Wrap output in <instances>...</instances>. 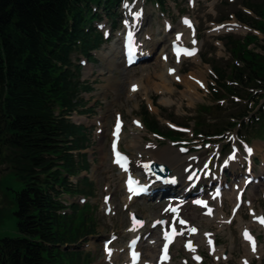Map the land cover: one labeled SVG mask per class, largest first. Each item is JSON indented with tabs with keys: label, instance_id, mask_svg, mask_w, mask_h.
Returning a JSON list of instances; mask_svg holds the SVG:
<instances>
[{
	"label": "rangeland",
	"instance_id": "obj_1",
	"mask_svg": "<svg viewBox=\"0 0 264 264\" xmlns=\"http://www.w3.org/2000/svg\"><path fill=\"white\" fill-rule=\"evenodd\" d=\"M247 4L264 11V0H169L164 6L157 0H124L116 11L118 16L116 23L105 15L103 20L96 23L106 33L107 40L94 52L95 61L85 59L82 55L74 58V61L82 67L81 80L87 82L92 89L83 91L80 95L85 102L81 109L86 112L74 113L71 116L75 123L86 127L90 138L87 149L75 152L79 160L81 157L78 153H87L90 169L83 171L73 180L89 177L92 183V195L63 197L68 203H77L81 207L79 217H86L95 227V233L80 246L84 257L91 261L90 264H111L108 261L109 254L103 249V242L110 236H116V242L114 241L112 245L117 243L128 249V242L133 238L130 232L131 212H136L143 218L166 213L171 204L170 198L175 195L180 196L184 193L183 190L188 189L190 181L186 176L188 174L186 167L189 165L197 168L198 171L196 177L198 183L195 185V191L191 192L198 193V196L207 202L189 201L182 208L180 215L188 221L191 229L184 236H178L179 239L174 242L173 259L169 264H243L241 260L246 252L239 229L240 219L251 221L252 207L262 213L264 218V134L262 137H253V132H249L241 139V134L237 130L230 132L226 138L205 137L196 130L195 122L198 116L199 120L210 119L211 115L204 110L199 115V107L202 105H215L220 102L221 114L228 119L230 118L228 114L236 110L234 104H230L226 99L214 101L219 94H215L218 85V81H215V69L221 67L226 72L230 67L231 53L226 45L228 36L244 38L248 34H254L259 41L264 37L260 31L238 19V12L254 15ZM131 8L132 10L129 11ZM134 11L142 14L138 25L141 30L138 34L139 38L148 32L149 23L153 24L157 21L154 27L159 29V35H155V38L149 41L147 50L144 49L140 53L141 56L148 55L149 59L131 68L123 65V58L120 59L119 64L110 65L111 57L106 54L110 53L113 45H117L122 50L123 25L127 15L130 17ZM184 16L189 17L195 26L201 62L197 63L191 55L186 56L180 60V74L187 75L194 70L205 72L202 84L193 98L183 93L184 85L173 81L171 73L164 74V79H167L171 88H174L173 94L161 92L162 88L159 84L163 83V79L152 76L148 82L143 75L149 70L154 71L160 60L163 61V57L156 56L155 51L157 49L161 51L164 45L169 44L156 40L164 34V22L169 21L174 26L171 30L172 35L183 26L181 19ZM231 22L242 24L243 28H238L236 31L219 29L221 24ZM186 43L189 49H193L191 42ZM255 43L256 41L250 42L248 47L257 48ZM176 60V56H171L169 63L175 65ZM159 70V74H162V70ZM140 79L142 82H139ZM134 82L137 84L135 88L132 87ZM169 98L170 102L164 101ZM252 104L253 101L250 106ZM143 105H147L150 115L159 122L161 135L148 129L141 114ZM258 108L259 106L254 112ZM116 125L122 126L121 130L124 134L120 140V149L130 155L133 173L141 172L144 166H149L152 162L165 163L157 161L154 156L161 151L165 156L172 157L174 162L186 157L187 159H182L174 166L165 163L172 167V178L181 177L179 178L183 182L181 188L172 189L174 192H168L163 198L133 199L128 206L125 205L124 179L113 162V152L110 149L114 129H117ZM167 130L177 133L167 134ZM134 137L139 140L137 146L132 144ZM234 145L237 151L233 149ZM181 146H184L187 152H181L179 150ZM5 168L6 165L0 166V238L19 234L15 215L17 209L15 193L23 188V182L15 175L14 170ZM223 171L229 182L227 185L229 188H224V194L232 191L233 184L241 186L247 174L256 176L255 181L245 188L244 203L235 214L231 212L234 204L230 198L231 194L222 197L223 213L230 219L225 228L220 227L213 218L214 214L220 212L221 204L215 200L217 198L211 199L217 182L216 175H220ZM202 184L204 185L201 186ZM251 193L254 194V198L250 203ZM106 205L112 207V213L106 212ZM251 229L258 244L264 246V228L252 225ZM149 231L148 229L149 238L146 237L143 244L142 261L154 264L153 260L150 261L151 249L147 245V240L156 236V232ZM206 233L216 238L218 246L224 247L219 260L203 243ZM163 238L164 234H161L154 256L160 251ZM195 254H198L200 261L196 259L197 256L194 257ZM125 261V258H120L116 264H124ZM248 264H264V254L260 257L250 255Z\"/></svg>",
	"mask_w": 264,
	"mask_h": 264
},
{
	"label": "trees",
	"instance_id": "obj_2",
	"mask_svg": "<svg viewBox=\"0 0 264 264\" xmlns=\"http://www.w3.org/2000/svg\"><path fill=\"white\" fill-rule=\"evenodd\" d=\"M123 1L0 0V166L12 168L23 182L15 193L19 234L0 238V264L91 262L80 246L95 227L79 217L77 203L63 197L92 195L89 177L73 182L90 169L87 153H78L80 160L75 154L89 147L90 138L86 127L71 116L86 112L80 95L92 89L81 80L82 67L74 58L82 55L95 61L93 52L106 42L96 23L103 15L116 23ZM157 1L164 6L169 0ZM247 7L254 15L238 12V19L264 35V11L252 4ZM255 41L260 51L248 47ZM226 45L230 67L226 72L215 69L219 94L214 101L226 99L236 110L228 119L221 114L220 102L202 105L199 115L204 110L211 116H198L195 128L211 138H226L237 130L241 139L249 132L262 137L264 37L259 41L254 34L230 35ZM141 114L148 129L161 135L147 105Z\"/></svg>",
	"mask_w": 264,
	"mask_h": 264
},
{
	"label": "bare ground",
	"instance_id": "obj_3",
	"mask_svg": "<svg viewBox=\"0 0 264 264\" xmlns=\"http://www.w3.org/2000/svg\"><path fill=\"white\" fill-rule=\"evenodd\" d=\"M142 2H140L141 4ZM140 4H138V6H140ZM138 11H134L132 14L136 13ZM157 22V21H156ZM156 22L149 23V29L148 32L144 33L143 36H140L139 38V46L144 50H147V45L149 46V41L152 39L153 37L155 38V35H159L160 31L159 29H155L154 24H156ZM181 24L183 25L181 27V29L177 30L175 33H173L171 35V30L172 28H174V26H172V24L169 21H165L164 22V27H163V31L164 34L161 37H158L156 40L158 42H166V44L169 42V44L164 45L163 48L161 49H157L155 51L156 56H160L163 57V61L160 60V62L158 63V67L154 68V71L149 70V72L145 75L143 74L145 77L146 81H150L152 76L154 77H158L163 79V83L159 84V86H161L162 88V93L164 94L165 92L173 94L174 93V88L170 87V84L167 82V79H164V74L166 73H171L172 74V79L173 81H177L180 82L184 85L185 90H183V93L185 95H188L190 98H193L195 96V94L198 92V88L201 86L202 81H203V77L205 76V72H202L200 70H194L193 72L187 74V75H181L180 74V60H183V58H185L188 55H191L193 57V59L199 63L201 62V57H200V47H199V42L197 40V36H196V31H195V26L193 25L191 19L187 16H184L181 19ZM215 29H217L215 27ZM227 31H236L238 30V28H235L234 26H227L226 27ZM141 30L139 29V32ZM186 42H191L193 44V49H189L187 46ZM181 45L183 47V51L179 54V55H175L173 53V47L175 45ZM122 54V50L119 49V47L117 45H113V48H111L110 53L106 54L108 55L110 58V65L113 64H119L120 59L123 58V56H121ZM171 56H176L177 60L175 65H171L169 63V58ZM144 62V61H143ZM140 64V63H139ZM123 65L125 66V62L123 60ZM136 66V65H134ZM133 67V66H131ZM129 67V68H131ZM158 68V69H157ZM162 70V74H159L158 70ZM159 70V71H160ZM139 82H142V80L140 79ZM132 84V83H131ZM141 84V83H140ZM132 87L135 88L137 87V84H135V82L132 84ZM165 102H170L171 99H165ZM121 123V122H118ZM123 132L121 131L120 136H123ZM132 144L137 146L139 144V140L137 138H133L132 140ZM257 149V147H256ZM164 151V150H163ZM157 159V161H163L165 163H169L170 165L172 164L173 166L176 165L178 162H180L182 159H187L186 157L182 158V159H177L176 162L173 161L172 157L169 156H165L162 151L158 152L154 155ZM154 157V158H155ZM164 163V164H165ZM166 164V165H167ZM169 167V165H167ZM170 169L172 167H169ZM145 169H147L146 171H148V166H144L143 169L141 170V172H136V176H140V178H145L146 180H141L140 183H145L149 179V177L146 175L145 173ZM175 175V174H174ZM173 176V175H172ZM247 177H249L247 175ZM181 178V177H179ZM177 179L176 182L174 184L171 185H167V186H163V185H159L158 183H154V187H153V195H158L159 193L161 194V196H156V198H163L168 192H171L172 189H179L182 186V180ZM245 179V177H244ZM145 181V182H144ZM244 181L242 182V185L238 186L233 184V189L232 191H228L226 192V194H231L230 198L231 200L234 201V204L236 202L235 198H236V193L243 187ZM125 186V185H124ZM194 186H190L187 190H186V194L188 195V197L192 196V190H193ZM171 189V190H170ZM110 192V189L108 190ZM126 197L124 198V204L125 205H129L130 201L135 199V197L132 194H129L126 192ZM224 194V195H226ZM213 195V193H212ZM224 195H222V197L224 198ZM144 197H142L141 199H143ZM214 198V197H213ZM223 198H221V200L218 201V204L220 203V212L214 214L215 217V222L222 228H225L227 223L230 221V219L223 213V209H222V203H223ZM254 198V194L251 193L250 194V203L253 201ZM244 203V202H243ZM242 203V204H243ZM176 203H171L168 206V209L172 206H174ZM241 204V206H242ZM110 205H106L105 209L108 208ZM240 206V207H241ZM219 207V205H218ZM168 209L166 213H161L159 215H148L147 217H144V221H145V225L142 228L139 227H134L131 226L130 227V232L133 234V237L138 235V236H145L147 234L148 229H150V231H155L156 232V236H153L151 239L147 240V245L150 247L151 251H150V256L153 259V252L154 250L157 248V244L159 242V236L161 234H165L166 230V226L167 228L169 226H177L179 232L177 237L174 239V242H176L179 237L184 236L190 229V225H188V221L182 217L179 218H173V216H169L168 213ZM112 213V211H111ZM155 225V227L153 226ZM252 225H257L260 227L264 228V218L262 213H259L257 211H255V209L252 207V219L249 222L244 221L243 219H240L239 222V229H240V234H241V238L243 241V245H244V249L246 254L244 255V257H242V263L243 264H248L249 263V256H256V257H260L264 254V246L263 245H259L257 240H256V236L253 234L252 232ZM149 227V228H147ZM155 229V230H154ZM201 241V240H200ZM116 242V241H115ZM203 243L208 247V249L210 250V252L215 255V257L219 260V258L221 257V254L224 250V247L218 246L216 244V238L213 235L210 234H205V238L203 240ZM112 245V243L110 244ZM128 252L129 249H126L125 247H123L120 244L115 243V245H112V251L110 253V255H108V261L111 264H116V262H118L120 260V258H125L126 261L124 264H129V256H128ZM196 257L197 260L200 261V258L198 257V254H195L194 257ZM137 264H153L152 262H144L142 261V257L140 258V260L138 261ZM169 264V263H168ZM173 264V263H170Z\"/></svg>",
	"mask_w": 264,
	"mask_h": 264
},
{
	"label": "water",
	"instance_id": "obj_4",
	"mask_svg": "<svg viewBox=\"0 0 264 264\" xmlns=\"http://www.w3.org/2000/svg\"><path fill=\"white\" fill-rule=\"evenodd\" d=\"M227 26H235V24H227L224 25L222 28H226ZM150 169L153 172V175L157 178H166L168 177L171 173L172 170L164 163H159V162H153L150 165ZM131 219H132V223L134 226L139 225L142 226L143 225V219L140 218L136 213H132L131 214Z\"/></svg>",
	"mask_w": 264,
	"mask_h": 264
},
{
	"label": "flooded vegetation",
	"instance_id": "obj_5",
	"mask_svg": "<svg viewBox=\"0 0 264 264\" xmlns=\"http://www.w3.org/2000/svg\"><path fill=\"white\" fill-rule=\"evenodd\" d=\"M140 243V242H139ZM155 257V260L157 261V252H156V256H154Z\"/></svg>",
	"mask_w": 264,
	"mask_h": 264
}]
</instances>
